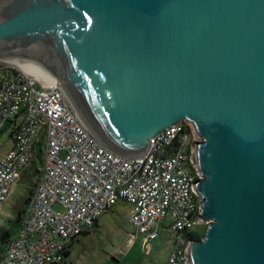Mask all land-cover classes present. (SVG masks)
I'll use <instances>...</instances> for the list:
<instances>
[{
	"label": "water",
	"instance_id": "water-1",
	"mask_svg": "<svg viewBox=\"0 0 264 264\" xmlns=\"http://www.w3.org/2000/svg\"><path fill=\"white\" fill-rule=\"evenodd\" d=\"M0 55L55 77L123 157L192 122L210 224L187 264H264V0H0Z\"/></svg>",
	"mask_w": 264,
	"mask_h": 264
},
{
	"label": "built area",
	"instance_id": "built-area-1",
	"mask_svg": "<svg viewBox=\"0 0 264 264\" xmlns=\"http://www.w3.org/2000/svg\"><path fill=\"white\" fill-rule=\"evenodd\" d=\"M11 147L0 159V204L23 172L41 165L24 222L0 264H62L72 242L91 231L115 206L131 207L128 246L138 235L172 237L167 264H187L186 248L201 226L203 179L194 146L204 141L184 121L152 138L148 153L123 157L104 146L81 121L60 83L27 63L0 58V139Z\"/></svg>",
	"mask_w": 264,
	"mask_h": 264
},
{
	"label": "rangeland",
	"instance_id": "rangeland-1",
	"mask_svg": "<svg viewBox=\"0 0 264 264\" xmlns=\"http://www.w3.org/2000/svg\"><path fill=\"white\" fill-rule=\"evenodd\" d=\"M10 147L8 134H4L0 139V159ZM35 168L38 169L36 161L29 167L26 175L34 173ZM35 174L33 183L24 177L14 184L9 199L0 204V228H12L10 221L15 218V209L26 201L34 190L38 173ZM130 212L129 205L115 206L99 220L90 235L76 240L73 254L66 264H167L172 237L165 228L161 229V237L154 242L145 243L143 236L138 235L132 246H128V239L134 232L130 223ZM208 227V223H203L193 231L204 238Z\"/></svg>",
	"mask_w": 264,
	"mask_h": 264
},
{
	"label": "trees",
	"instance_id": "trees-1",
	"mask_svg": "<svg viewBox=\"0 0 264 264\" xmlns=\"http://www.w3.org/2000/svg\"><path fill=\"white\" fill-rule=\"evenodd\" d=\"M41 155H42L41 148H39L38 149V155H37L38 159L34 160V161L37 162V166H38L39 170L36 169V168L34 169V171L36 173H38V175H37V177H35L34 190L31 191V196L26 201H24L23 203H20L19 207H17L15 209V218L10 221V223L12 224V228H10V229H6V228H3V227L0 228V260L3 257V255L5 254L9 244L16 237L18 231L21 229V227L23 225L25 212H26L25 208H26V205H28V203L30 202L32 196L34 195L35 188H36V185H37L38 176L40 174V165H41V161H42L41 160ZM33 162H32V164H33ZM29 167L23 172L19 182L24 177L29 179L32 182V179H34V176L36 174L34 172V173H30V174L26 175V172L28 171ZM120 204H124V203H120ZM98 223H99V221L95 224L94 228L97 227ZM90 233H91V231L86 232V233L82 234L81 237H86V236L90 235ZM189 237L197 238V239H203L202 236L199 233L198 234H193V235H191ZM75 242L76 241L72 242L71 245L69 246V248H68V250H67V252L65 254V260H64V262L62 264H66L68 259L71 258L72 254H73Z\"/></svg>",
	"mask_w": 264,
	"mask_h": 264
},
{
	"label": "bare ground",
	"instance_id": "bare-ground-1",
	"mask_svg": "<svg viewBox=\"0 0 264 264\" xmlns=\"http://www.w3.org/2000/svg\"><path fill=\"white\" fill-rule=\"evenodd\" d=\"M0 58H4L5 60L10 61V62H14V63H27V64L31 65L33 67V69L35 70V72L38 73L40 76L51 79L52 81H55V83H57V84L59 83L55 77L50 75L47 71H45L39 65L37 66L34 63H28V62H25V61H22V60H19L16 58L6 57V56H2V55H0Z\"/></svg>",
	"mask_w": 264,
	"mask_h": 264
}]
</instances>
